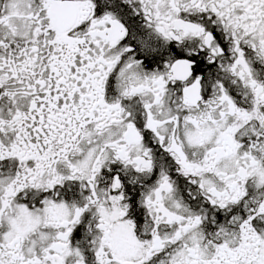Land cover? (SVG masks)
Segmentation results:
<instances>
[{"label":"snow or ice","instance_id":"6c2138e0","mask_svg":"<svg viewBox=\"0 0 264 264\" xmlns=\"http://www.w3.org/2000/svg\"><path fill=\"white\" fill-rule=\"evenodd\" d=\"M0 264H264V0H0Z\"/></svg>","mask_w":264,"mask_h":264}]
</instances>
